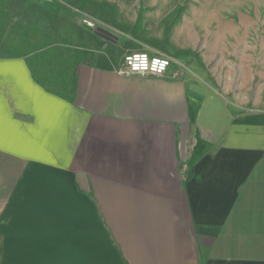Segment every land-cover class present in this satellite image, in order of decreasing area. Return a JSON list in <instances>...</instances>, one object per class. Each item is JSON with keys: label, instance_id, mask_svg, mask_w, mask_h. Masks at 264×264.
Listing matches in <instances>:
<instances>
[{"label": "crops", "instance_id": "obj_1", "mask_svg": "<svg viewBox=\"0 0 264 264\" xmlns=\"http://www.w3.org/2000/svg\"><path fill=\"white\" fill-rule=\"evenodd\" d=\"M119 65L69 99L0 50V264H264V110Z\"/></svg>", "mask_w": 264, "mask_h": 264}, {"label": "rangeland", "instance_id": "obj_2", "mask_svg": "<svg viewBox=\"0 0 264 264\" xmlns=\"http://www.w3.org/2000/svg\"><path fill=\"white\" fill-rule=\"evenodd\" d=\"M94 1L78 7L65 0H14L22 3L17 18L37 7L51 27L72 22L94 31L97 27L107 29L116 38L107 42L120 48L119 63L133 52L165 55L177 72L218 80L230 87L231 100L264 110V0ZM104 2L116 3L118 13L113 14ZM142 7L147 40L121 28L133 24ZM179 7L183 8L182 18L169 32L168 42H163L165 23L161 21ZM6 31L0 30V48ZM127 40L130 45L124 46Z\"/></svg>", "mask_w": 264, "mask_h": 264}, {"label": "trees", "instance_id": "obj_3", "mask_svg": "<svg viewBox=\"0 0 264 264\" xmlns=\"http://www.w3.org/2000/svg\"><path fill=\"white\" fill-rule=\"evenodd\" d=\"M74 6H86L94 0H65ZM14 0H0V30L6 28L1 52L14 57H25L36 80L48 91L72 99L77 87L79 65L91 62L97 67L112 69L121 56L118 46L81 24L64 22L59 27L50 26L48 20L37 7L28 10L17 18L22 11V3ZM113 14L119 11L118 5L104 2ZM144 7L139 11L137 20L130 25H121L122 30L131 32L133 37L147 40L143 33ZM183 8L174 9L161 22L165 23L163 42H168L169 32L180 21ZM59 21V18H56ZM54 27V28H53ZM127 40L124 46L130 45ZM162 50L166 48L160 47ZM120 49V48H119ZM124 52V49L121 50Z\"/></svg>", "mask_w": 264, "mask_h": 264}, {"label": "built area", "instance_id": "obj_4", "mask_svg": "<svg viewBox=\"0 0 264 264\" xmlns=\"http://www.w3.org/2000/svg\"><path fill=\"white\" fill-rule=\"evenodd\" d=\"M171 65L172 59L168 56L139 51L126 54L116 70L123 76H164ZM178 76L179 72L173 74L174 78Z\"/></svg>", "mask_w": 264, "mask_h": 264}, {"label": "water", "instance_id": "obj_5", "mask_svg": "<svg viewBox=\"0 0 264 264\" xmlns=\"http://www.w3.org/2000/svg\"><path fill=\"white\" fill-rule=\"evenodd\" d=\"M95 32L97 34H99L100 36H102L105 39L111 40V41H115L116 38H114V35L109 32L107 29L101 28V27H97L95 29Z\"/></svg>", "mask_w": 264, "mask_h": 264}]
</instances>
